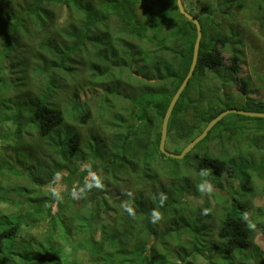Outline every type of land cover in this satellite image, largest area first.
<instances>
[{
	"label": "trees",
	"instance_id": "trees-1",
	"mask_svg": "<svg viewBox=\"0 0 264 264\" xmlns=\"http://www.w3.org/2000/svg\"><path fill=\"white\" fill-rule=\"evenodd\" d=\"M182 1L201 23L203 37L194 75L169 121L166 143H175L176 153L239 100L241 110L264 112V96L254 92L251 77L241 76L242 26L231 25L240 13L253 11L252 18L264 26V0ZM207 24L229 34L213 35ZM196 38V25L180 12L177 0H0V105L15 106L11 115L12 109H0V124L13 123L17 111L28 115L19 141H12L13 128L2 130L0 149L21 145L27 131L38 139L37 168L47 165L49 181L57 171L71 179L69 166L76 162L69 149L86 128L77 146L81 170L71 183L81 186L90 173L104 178L103 188L79 198L78 207L66 194L74 184L62 191L61 200L50 191L43 196L41 187L29 200L44 201L47 215L35 222L31 214L12 212V206L0 208V264H87L82 252L105 264H193L180 261L181 250L189 245V253L194 244L196 256H205V242L209 264H236L234 253L241 254L242 264H264L259 248L247 254L255 226L264 229V206L254 204L258 194L264 198V118L235 114L239 120L228 122L230 114L225 116L181 160L160 149L163 120L190 70ZM216 68H225L230 77H210ZM249 123L257 126L248 128ZM53 134L61 140L52 148L46 140ZM227 180L233 182L226 186ZM201 183L218 190L206 191L196 206L189 197L202 193ZM230 193L238 198L228 201ZM17 201L18 193L0 192V205ZM153 211L161 217L156 223H169L166 232L151 229ZM215 220L218 242L207 238ZM25 227L36 232L19 242ZM166 234L181 244L176 252L150 245L151 238ZM184 234L191 238L182 241ZM202 234L206 239L196 243ZM217 252L219 259L213 257Z\"/></svg>",
	"mask_w": 264,
	"mask_h": 264
},
{
	"label": "rangeland",
	"instance_id": "rangeland-1",
	"mask_svg": "<svg viewBox=\"0 0 264 264\" xmlns=\"http://www.w3.org/2000/svg\"><path fill=\"white\" fill-rule=\"evenodd\" d=\"M250 1H254V0H250ZM255 9L257 8V6L254 7ZM255 13V12H254ZM253 16V11H248V12H244V13H240L238 17H236L233 21H232V26H242L239 30L242 31L244 33V40H245V46H244V59H242L243 63H242V71H241V76L242 75H246L251 77L252 81H253V85L255 87V93L259 94L261 93V96H264V26H261V23L259 20H255L252 18ZM224 23V22H223ZM227 26V23H224L222 25V27ZM221 27V26H220ZM217 28V27H216ZM206 29L208 30L209 33L215 35L218 33H222V34H226L227 31L223 32V31H217V29H215V31H213L212 27L207 24ZM227 29V28H225ZM229 34V33H227ZM226 34V35H227ZM224 57H225V64L228 65L229 64V53H224ZM75 60L71 61V64H75ZM59 63L67 68L68 66L71 65H67L65 62H61L59 61ZM210 77H227L229 75V73L227 72V70H225V68H216V69H212L209 70L208 72ZM222 81V80H221ZM233 81L234 78H233ZM230 90V87L229 89ZM233 90L236 91V87H233ZM13 93H10L9 96H11ZM193 97L197 96V92L193 91L192 93ZM253 94V93H252ZM259 98V97H257ZM241 101H237V103L233 104V108L235 109H239L241 107ZM14 104H11V107L9 109H12V111H10L9 109H7L6 107H2L0 105V109L1 108H5L6 110H9V114L11 115L14 109ZM27 113L24 111H17L16 113V119L13 123L11 124H0V133H2V130H4L5 128L7 129L8 127L13 128L14 134H13V139L12 141H19L22 138V135H20V138H18V133H19V128L21 126V124L27 120ZM230 117H228L226 119V121L230 122V121H238V117L235 116V114H230ZM6 126V127H5ZM257 125H255L254 123H249L246 125V127L248 128H254ZM217 129H220V127H218ZM87 129L86 128H82L79 129V140H78V144L77 145H72V147H70V153L73 154L74 158V162L76 163H70L69 166V170L72 171L71 173V179L68 178L65 180V178L61 180L60 184L58 185L59 190L64 191L67 187L73 185V186H77V181H73L71 183V181L73 179H77V173L80 172L81 169H78L77 164H81L80 160L82 161V158L78 157L79 155H77V153L79 152V150L82 147L77 148V146L79 145V143L82 144V139L81 137H86L87 134ZM63 130L60 131L58 134H62ZM25 139H24V143H21V145H13L10 144L9 146H7V148H1L0 149V192L2 190H7L9 192V195L15 197L17 196L18 193V201L16 204H1L0 208H6L9 206H12V212L14 213H20L21 215H26V214H31V219L33 222L37 221L38 218L40 219H45L42 218V216L46 214L47 211V204L44 201H35L34 199L29 200V198H33V196H31V194L35 195L36 193H38V191L40 192L41 187L43 188L41 194L43 196H47L49 194L50 191V181H49V176L51 173L46 174L45 170H46V166L42 167V170H40L39 168H37L38 166V159L35 158L38 155V149L36 148V143L38 142L37 136L35 135H30L29 132H25ZM0 140H2L0 138ZM61 137H59V135H51L50 139L46 140V143L50 144L52 146V148L54 146H58L57 144L60 143ZM0 144L1 141H0ZM23 144V145H22ZM173 144L175 143H171L170 141L166 143V149L172 153H176L175 152V148L173 147ZM46 146V145H45ZM40 149V147H38ZM23 152L25 155L21 156V154H19L17 156V152ZM61 150L58 149V152H60ZM193 154V153H192ZM191 154V155H192ZM249 154V158L253 159L254 161H256V163H259L260 160L251 157L250 153ZM190 155V156H191ZM22 157V159H21ZM192 157V156H191ZM191 157L187 158V161L191 160ZM43 158L46 161V158L43 156ZM244 161L248 160V158H244ZM47 164H49V162L46 161ZM35 168V169H34ZM53 169V168H52ZM19 170V173H17ZM24 171L23 173H21L20 171ZM17 171V172H16ZM54 171V169L52 170ZM63 174V173H62ZM229 173L225 172V175H228ZM92 175H95L94 173H90L88 175V178H91ZM231 182H233V180H227L226 181V186H229L231 184ZM42 184V185H41ZM19 187H30L29 189H25V191H21L19 190L18 192L16 191L17 188ZM218 189H214L213 187H211V191H216ZM227 192L226 189H223ZM33 192V193H32ZM205 192L206 191H202L201 194L199 195H191L189 198L192 199V201H194L196 203V206H200L203 203V199L205 197ZM238 198L237 194H228V201H233L234 198ZM4 203H6L4 201ZM79 199H76L75 201V205H77V207L79 206ZM254 204L256 206H264V198L262 194H258L256 196V198L254 199ZM32 205V207H31ZM31 207V210L28 211V208ZM74 207H71L70 209H73ZM90 206H81L82 210H86L89 209ZM58 209L57 204L55 203L52 206V213L55 214L56 211ZM30 212V213H29ZM233 212H236L235 210H233ZM42 213V215H41ZM50 219V218H49ZM221 219V218H220ZM47 221V219L45 220ZM45 221H42L40 223H45ZM49 220L46 222L48 224ZM220 221L215 220L212 223L211 226V230H209V236L207 237L206 234H202L200 237L202 238H198L195 240L196 243H200L201 240H205L206 238H203L204 236L215 241L218 242V239L216 238V233H217V227ZM168 222H159L156 223V227H157V231L159 232H166L167 228H168ZM149 225L151 226L152 230H155V226L154 223L149 222ZM35 227V226H34ZM119 227V226H118ZM256 229V236L253 239V247L247 252V254L256 249L259 248L260 251L262 253H264V229L258 228L255 226ZM36 232V228H32L31 230L28 229L27 227L24 228L21 237L18 239L19 242L21 240H23L25 238V235H29L31 236V233L34 234ZM76 233V231H75ZM74 233V234H75ZM174 235H176L177 233L174 232ZM38 235V234H37ZM78 236H76L77 238L80 237V239L83 237V233L82 234H76ZM133 235H137L136 233H133ZM189 238H191L190 236H188ZM185 234L183 235V238L181 237L182 241H185L187 239H189ZM152 243H156L157 249L159 250V252H164L168 251L169 249H172V251L176 252L175 250H177L178 248H180L181 244L179 243L178 245L174 244V238L173 236H171L170 234H166V235H158V240L155 238H151L150 239V245ZM203 245L206 246V248L208 249L209 244L208 242H205V244L203 243ZM195 246L193 244L192 246V251L187 253V251H185V249L190 250L191 248L189 247V245L187 247H185V249L183 248L181 250L182 256L180 261H195V263L193 264H209V262H211L210 259H206V256H208L210 254V251L206 249L205 256H196L198 253V251L194 250ZM194 250V251H193ZM163 252V253H164ZM161 253V254H163ZM218 253V252H217ZM215 253L213 257L218 258L221 255L220 253ZM82 256L84 257V260L87 264H105L104 259H98L96 261H92L90 258L87 257V255H85L84 252H82ZM196 256V257H195ZM145 257V256H143ZM234 257H235V263L236 264H242L243 258L241 256V254L238 253H234ZM223 258L225 259V257L223 256ZM12 260V259H11ZM226 260V259H225ZM10 264H14L12 262H10ZM157 264H161V263H157Z\"/></svg>",
	"mask_w": 264,
	"mask_h": 264
},
{
	"label": "water",
	"instance_id": "water-1",
	"mask_svg": "<svg viewBox=\"0 0 264 264\" xmlns=\"http://www.w3.org/2000/svg\"><path fill=\"white\" fill-rule=\"evenodd\" d=\"M177 4L179 7L180 12L191 22H193L196 25L197 29V38L196 42L194 45V53H193V59L192 63L190 66V70L185 77L183 83L177 90L176 94L174 95L172 101L170 102V105L167 109V112L165 114L164 120H163V125H162V134H161V141H160V149L163 154H165L168 157L175 158V159H183L189 152H191L195 146L201 142L211 131V129L219 122L221 121L225 116L229 114H241L245 116H251V117H259V118H264V112H256V111H246V110H241V109H235V108H228L221 112L218 116H216L214 119H212L209 124L206 126V128L203 130V132L197 136L195 139H193L183 150L181 153H172L166 149V141H167V136H168V127H169V121L170 117L173 113V110L175 108V105L177 104L181 94L185 90L186 86L188 85L190 79L193 77L195 69L198 64V59H199V52H200V45H201V40L203 37L202 34V26L199 20L194 17L192 14H190L187 9L185 8L183 1L182 0H177Z\"/></svg>",
	"mask_w": 264,
	"mask_h": 264
},
{
	"label": "clouds",
	"instance_id": "clouds-1",
	"mask_svg": "<svg viewBox=\"0 0 264 264\" xmlns=\"http://www.w3.org/2000/svg\"><path fill=\"white\" fill-rule=\"evenodd\" d=\"M45 145V144H44ZM201 175H205L204 173H201ZM103 177L100 175H92L91 179L85 178L83 184L81 186H73L70 190L67 191V195L70 196L72 199H79L83 197L87 192L92 191L93 189H102L103 188ZM62 180V173L57 171L53 174L52 179L50 181V194L51 197L56 200H61L64 198L65 192H62L59 190L58 185L60 184ZM201 191H211V185L201 183L199 186ZM166 199L165 196H161V205H163L164 200ZM125 211L128 212L129 215H134V212L131 207H129L127 204L122 205ZM160 214L157 211H153L151 214V222L155 223L160 219ZM246 218V217H245ZM250 227H254V225H250Z\"/></svg>",
	"mask_w": 264,
	"mask_h": 264
}]
</instances>
